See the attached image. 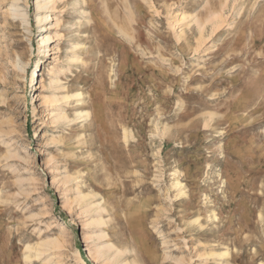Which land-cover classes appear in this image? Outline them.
<instances>
[{
    "label": "rangeland",
    "instance_id": "obj_1",
    "mask_svg": "<svg viewBox=\"0 0 264 264\" xmlns=\"http://www.w3.org/2000/svg\"><path fill=\"white\" fill-rule=\"evenodd\" d=\"M0 264H264V0H0Z\"/></svg>",
    "mask_w": 264,
    "mask_h": 264
},
{
    "label": "bare ground",
    "instance_id": "obj_2",
    "mask_svg": "<svg viewBox=\"0 0 264 264\" xmlns=\"http://www.w3.org/2000/svg\"><path fill=\"white\" fill-rule=\"evenodd\" d=\"M51 2L52 1H50V3ZM36 8L42 14L41 18H39V23H40L39 29H40V38H41L40 41H41L42 44H45L51 39V38H49L47 36H44L45 32L47 33L49 31L48 27L50 25V20H51L50 15H49V9H50L49 3L42 4V3L38 2L37 5H36ZM20 15L25 18V22H26V24H28L27 19H26L27 14L21 12ZM44 53H45V56L48 57V54H47L48 51H46V52L44 51ZM43 76L44 75H42V78H43ZM74 96L78 97V98H82L83 97V95L80 94V93L76 94ZM114 248L115 247L113 245L107 244V246H103V247H101L99 249H100V252H104L107 249H109L111 251L114 250L113 251L114 252V256L113 257H114L115 260H117L118 258H121L122 256H124L123 255L124 253L121 250H118V249L115 250Z\"/></svg>",
    "mask_w": 264,
    "mask_h": 264
}]
</instances>
